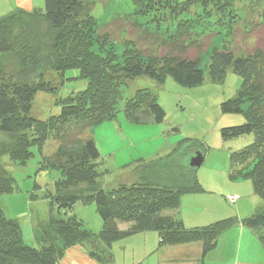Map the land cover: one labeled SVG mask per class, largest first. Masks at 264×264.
I'll return each mask as SVG.
<instances>
[{
  "label": "trees",
  "instance_id": "16d2710c",
  "mask_svg": "<svg viewBox=\"0 0 264 264\" xmlns=\"http://www.w3.org/2000/svg\"><path fill=\"white\" fill-rule=\"evenodd\" d=\"M242 1L130 0L128 11L117 10L111 15L110 4L99 1L103 15L98 19L92 14L98 3L87 9L84 0H43L41 8L15 9L0 16V54L18 53L37 62L40 52L49 48L52 68L61 84L66 71L72 69H77V77L86 81L82 90L56 96L59 112L46 119L35 118L30 111L37 92L56 95L58 87L51 81L40 76L33 85L0 83V131L19 135L10 153L12 162L25 165L32 156L31 148L40 152L45 141L52 138L57 148L38 169L50 167L59 170L63 177L54 179L56 190L50 200L51 210L54 207L56 214H51L44 224L40 221L35 224L36 246L25 243L17 220L0 205V264H62L66 249L77 243L74 235H86L90 241L102 243L95 258L104 264H115L110 246L134 232L147 230L157 231L160 246L201 241L207 253L215 247L221 233L236 223L254 230L264 249V0L239 6ZM195 8L201 11H193ZM213 17L217 19L211 24ZM40 23L47 25L46 31L38 29ZM224 24L231 34L234 31L236 36L254 41L249 54L242 56L226 44L221 49L213 48L207 65L209 77L214 81L221 82L228 72L238 75L240 80V87L233 97L220 103V110L224 114H240L244 121L222 127L221 139L252 135L250 143L229 151L227 174L231 181L249 179L262 206L248 217L229 214L205 226L185 227L170 211L179 209L183 195L198 190L199 181L194 174L197 168L193 167H188L191 178H177L181 183L162 185L160 181L168 178L157 175L150 178L154 172H148L141 175L142 181L122 184L111 191L94 188L100 174L98 167L105 158L93 137H83L87 130L115 118L119 112L117 105L124 98L122 87L140 77L162 84L169 76L186 88L201 85L205 78L202 54L217 33L212 26L222 28ZM92 36L96 37V54L90 51ZM116 40L123 45L121 51H108ZM102 51L106 55L102 56ZM122 110L129 120L137 123L149 117L160 124L166 117L150 88L135 90L125 99ZM191 139L176 145L185 146L194 140ZM199 152L204 156L203 150ZM194 153L190 151L191 155ZM149 165L167 166L158 159ZM74 186L83 190L72 191L70 188ZM17 190L13 176L1 173L0 198ZM46 196H50L49 191ZM35 197L30 193L31 200ZM77 202L95 204L102 220L98 234L86 229L75 215L67 214ZM123 221L134 222L133 230L118 229V223ZM38 231L46 239L45 244L37 239ZM103 255L105 260L101 258Z\"/></svg>",
  "mask_w": 264,
  "mask_h": 264
},
{
  "label": "rangeland",
  "instance_id": "374dc122",
  "mask_svg": "<svg viewBox=\"0 0 264 264\" xmlns=\"http://www.w3.org/2000/svg\"><path fill=\"white\" fill-rule=\"evenodd\" d=\"M99 1L110 4V15L117 10L128 11L131 7L130 0H84V5L87 9L98 3L92 11L94 17L98 19L103 15V7L99 5ZM251 1L244 0L239 3V6L249 4ZM86 7L83 12H86ZM193 11L200 12L201 9L195 8ZM213 18L210 20L211 24L217 19V17ZM214 26H212L213 30L217 31V33L211 39L207 50L202 54L201 66L205 73V78L201 85L186 88L177 84L169 76H166L162 84L155 83L146 77L135 79L131 85L122 87L124 98L117 105L119 112H117L116 117L87 130L84 134V138L93 137L94 135L93 139L102 153L101 155L105 158V162L98 167L100 174L93 186L94 188L101 187L111 191L122 184L129 185L139 180L142 181L140 178L144 177L141 175L148 172H154V177L151 176L150 178L157 176V178L164 176L168 178L165 181L159 180L162 185L180 182V179L177 178L192 177L188 167H191L189 161L195 153L191 155L190 151L199 152L203 150L205 153L204 161L194 173L199 181V187L195 193L206 194L210 198H215V202L220 204L216 205L215 209L220 211V214L218 216L214 215L215 218H211L206 222L197 223V225H208L215 219L225 218L229 214L234 215L237 213L236 208L239 201L243 205L245 204V210L252 208L248 204L252 205L253 202L257 203L259 201V198L253 194L252 184L249 179L231 181L227 174V156L229 151L238 150L250 143L252 135L237 137L227 141L222 140L220 136L222 127L237 125L244 121L243 116L240 114H224L220 110V103L233 97L237 88L240 87L238 86L239 77L234 73L228 72L221 82L214 81L209 77L207 66L213 48L221 49L226 44L235 49L237 55L242 56L249 54L254 41H246L236 36L234 31L231 34V31L227 29V24H224L222 28H214ZM46 27L45 23L38 25L39 30L41 28V30L46 31ZM115 38L117 37L115 36ZM116 41L111 42L112 45L108 48V51H121L123 45L118 40ZM96 44V37L92 36L90 39L92 49L90 51L92 50L94 54H96V49H98ZM104 51L100 53L102 56L106 55ZM24 58L18 53L0 54V83L25 82L33 85L40 76H44L46 80L51 81L58 87L56 95L40 91L35 94L30 111V114L35 118L46 119L50 115L57 114L59 107L56 105L58 99L56 96H66L72 92L82 90L86 86V81L77 77V69L66 71V78L61 84L60 77L53 71V55L49 48H45L40 52V61L36 62ZM35 59L38 60V56ZM140 88H150L156 95L158 103L166 112V117L162 124L153 123L152 126L158 130L163 129L164 134H161V137L167 140L169 144L173 143V146L161 153L160 156L145 157L148 156V149H152L153 146L159 144L160 139L152 138L153 136H150L149 131H144L145 133L136 132L135 128L138 123L129 120L122 110L125 99L131 97L134 91ZM247 104V101L244 102L242 107L245 108ZM18 136L16 132L3 133L0 131V174L8 173L12 175L18 186L16 192L1 196L0 205L4 208L7 215L17 220L22 228L25 243L36 246L33 233L35 224L39 221L44 224L48 222L51 214H56L54 207L51 210L50 200L56 190L54 179L63 177L59 170H54L50 167L38 169L45 163L47 157L53 155L57 148V143L52 138L45 141L40 152L36 147H32V156L25 165L19 166L13 163L10 153L16 145ZM188 138L194 140L191 139L192 141H188L185 146L176 145L178 142L185 141ZM177 146L179 149L174 153L173 149L177 148ZM194 147L197 148L193 149ZM157 159L160 160L161 164L166 162L167 166L156 168L155 165H149ZM158 172L165 174H159ZM35 184H38L39 187L36 188ZM189 186L192 187V185ZM70 189L76 192L83 190L77 186ZM46 191H49L50 196H46ZM30 193L36 195L34 200L29 198ZM231 195L237 197L232 204L225 199L226 197L228 199L229 196L232 197ZM225 208H228L227 212ZM67 214H73L77 219L83 221L85 228L92 233L98 234L102 229V220L96 211L94 203L77 202ZM134 225L132 221H123L119 222L117 227L122 230H133ZM184 226L191 227L192 225L186 226L184 223ZM49 232L52 236L53 233ZM146 232L145 238L143 232H134L131 235L133 237L126 239L128 241L120 240L110 246L115 264H140V262H134L136 261L134 256L144 253L142 247L145 246L140 245L143 240L146 241V246H150L146 250L147 258H149L148 253H151L154 249L151 245L158 240V233L155 230H147ZM35 234L42 244L46 243L41 231ZM155 235L156 240L153 237ZM73 240L77 243L66 249L65 256L68 255L70 248L78 247L98 264H104L100 259L97 260L95 258L97 252L102 249V243L95 242V240L90 241L86 235L83 237L74 235ZM101 258L104 259L105 255ZM153 258L154 256L145 261L144 264L153 262Z\"/></svg>",
  "mask_w": 264,
  "mask_h": 264
},
{
  "label": "crops",
  "instance_id": "0c3cea01",
  "mask_svg": "<svg viewBox=\"0 0 264 264\" xmlns=\"http://www.w3.org/2000/svg\"><path fill=\"white\" fill-rule=\"evenodd\" d=\"M42 5L43 0H0V16L15 9L32 11L41 8ZM153 123L154 122L148 117L145 122L136 124L135 128L136 132L145 133L144 131H149L151 134L150 136H153L152 138L160 139L159 144L153 146L152 149H148V156H145L146 158L150 156H160L161 153L169 150L170 147L173 146V143L169 144L167 140H164L161 137V134H164V130H158L156 127H152ZM225 199L227 200V197ZM215 201V198H210L206 194L195 192L185 194L181 197L179 209L176 211H170V214L176 216L182 221V223L184 222L186 226H189L190 224L192 225L191 227L200 226L197 225V223L206 222L211 218H215L214 215L218 216L220 214V211L215 209V206L220 204ZM248 206L252 208L245 210V204L243 205L242 202L239 201L236 208L238 214L235 213L234 215H236L237 218L248 217L252 215L258 207L262 206V202L259 200L257 203L253 202L252 205L248 204ZM225 210L227 212L228 208H225ZM209 213H211V215H209ZM216 220L217 219L212 222ZM143 233L145 238L147 232ZM153 237H155L154 240H156V235ZM126 239L123 241H128ZM156 241L151 245L154 249L151 253H148L149 258H147L146 250H148L150 246H146V241L143 240L140 245L145 246L142 247L144 253L140 255L136 254V256H134L136 261L134 262L144 264L145 261L154 256L153 262H148V264H264V249L262 248L255 231L250 228L242 227L237 223L228 227L223 233H221L215 247L208 250L207 253H204V245L201 241L166 246H160L159 240ZM62 264L98 263L95 262L94 259L88 257L87 254L82 252L78 247H73L68 250V255L63 258Z\"/></svg>",
  "mask_w": 264,
  "mask_h": 264
},
{
  "label": "water",
  "instance_id": "95a60500",
  "mask_svg": "<svg viewBox=\"0 0 264 264\" xmlns=\"http://www.w3.org/2000/svg\"><path fill=\"white\" fill-rule=\"evenodd\" d=\"M204 161V156L200 152H195V154L190 158L189 165L193 168H199Z\"/></svg>",
  "mask_w": 264,
  "mask_h": 264
},
{
  "label": "built area",
  "instance_id": "2783aa9c",
  "mask_svg": "<svg viewBox=\"0 0 264 264\" xmlns=\"http://www.w3.org/2000/svg\"><path fill=\"white\" fill-rule=\"evenodd\" d=\"M228 199H229L230 202H233V201H235L237 199V197L236 196H232V197L229 196Z\"/></svg>",
  "mask_w": 264,
  "mask_h": 264
}]
</instances>
